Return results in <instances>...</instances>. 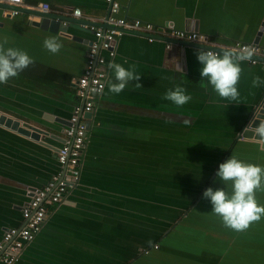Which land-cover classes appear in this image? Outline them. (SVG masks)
<instances>
[{
	"label": "crops",
	"instance_id": "1",
	"mask_svg": "<svg viewBox=\"0 0 264 264\" xmlns=\"http://www.w3.org/2000/svg\"><path fill=\"white\" fill-rule=\"evenodd\" d=\"M115 1L120 6L117 18L148 22L158 30L179 26L178 30L206 36L211 43L175 42L167 50L163 36L152 43L143 35L117 40L116 56L109 62L125 68L135 65L140 79L130 82L120 94H113L107 81L114 80V74L108 69L105 89L86 120L87 141L79 180L69 187L62 203L48 211L40 234L15 264H83L88 259L80 257L88 256L94 257L90 260L93 264L114 262L103 260L101 252L109 246L113 255L125 254L119 253V238L136 241L138 248L133 253L142 254L139 246L147 236L149 218L164 226L155 236L158 241L146 250L158 245L160 252L167 231L196 207L190 210L213 180H219L216 172L224 159L235 156L264 166L259 142L237 140L264 100V86L252 87L253 76L264 79V61L241 63L240 96L231 101L220 98L206 80H201V65L194 54L200 48L218 51L223 45L254 43L264 23V0ZM23 3L33 7L47 4L52 12L35 10L71 23L66 22L65 27L50 24L47 29L32 27L24 22L22 12L7 17L6 7L0 3V42L7 39L5 48L24 50L35 60L17 77L0 84V113L25 128L34 126L49 132L42 138L46 145H40L0 126V240L7 228L22 226V207L31 191L46 185L59 171L56 154L64 142L63 131L73 106L79 103L75 80L83 72L93 40L91 31L82 25H93L110 13L105 0ZM73 9H80L82 17L72 16ZM27 20L40 22L41 18L29 15ZM170 23L174 26L169 27ZM48 37H56L63 44L58 53L44 48L43 40ZM258 39L264 49V30ZM137 82L141 88L135 87ZM176 85L192 97L184 106L161 99ZM45 115L62 122L56 124ZM163 178L175 181L170 196L195 200L188 211L176 212L173 219L175 214L169 213L165 221L159 220L158 214H147L145 201L147 182H162ZM225 189L230 191L228 185ZM256 199L264 205V191H257ZM195 216L204 228L194 233L190 247H186L190 244L186 239L168 240L166 252L152 257L165 260L164 264H183L172 259L177 255L175 247L181 245L180 256L194 264H264V217L237 232L225 227L209 207H201ZM133 253L125 260L128 264L135 260Z\"/></svg>",
	"mask_w": 264,
	"mask_h": 264
},
{
	"label": "built area",
	"instance_id": "2",
	"mask_svg": "<svg viewBox=\"0 0 264 264\" xmlns=\"http://www.w3.org/2000/svg\"><path fill=\"white\" fill-rule=\"evenodd\" d=\"M110 7V13L106 18L95 24L83 23L93 35V40L86 54V62L82 74L75 80V94L79 101L73 106L69 126L64 131V142L58 149L56 160L59 171L56 172L46 185L31 191L29 201L22 207V226L7 228L0 240V264H15L24 250L33 243L41 232L48 211L62 203L69 187L75 186L79 180L87 141V124L83 115L92 113L97 98L103 93L108 76V64L116 56L115 44L124 36H146L149 43L156 40V36H163L170 40L166 49H172L171 41H188L196 44H209V38L197 33L174 28L158 30L151 23L137 19L117 18L120 10L115 0H105ZM11 8L6 14L17 16L21 8L38 9L41 12H52L49 5L39 4L37 7L25 6L23 0H0ZM65 15H67L65 13ZM70 15V14H69ZM71 15L81 18V10L73 9ZM67 25L66 22L62 23ZM250 46L255 54L251 64L264 61V49L257 44L234 43L230 46H219L221 51L240 49ZM218 47V46H217ZM220 54L219 50H208ZM104 53V54H102ZM156 246V245H155ZM154 246V247H155ZM143 250L142 253H147Z\"/></svg>",
	"mask_w": 264,
	"mask_h": 264
},
{
	"label": "clouds",
	"instance_id": "3",
	"mask_svg": "<svg viewBox=\"0 0 264 264\" xmlns=\"http://www.w3.org/2000/svg\"><path fill=\"white\" fill-rule=\"evenodd\" d=\"M7 42V39L0 42V84H6L35 63L34 58L26 51L5 48ZM43 46L50 53L56 54L63 44L56 37H48L43 40ZM255 51L247 46L238 52L224 50L222 54H217L200 48L194 54L201 65V80H206L220 98L237 101L240 96L237 86L243 71L241 63L252 61ZM108 69L114 74V80L107 81L108 90L113 94H120L130 82L140 79V75L136 74L135 65L125 68L120 63L109 62ZM260 86H264V79L259 75L253 76L252 87ZM135 87L141 88L142 85L137 82ZM161 99L180 107L191 101L192 97L184 87L176 85L174 89L167 90ZM247 129L253 137L264 142V120L255 127L248 126ZM216 177L228 185L230 191L225 188L213 190L209 187L203 192V198L210 200L212 212L221 218L225 227L242 232L264 217V205L259 204L256 199V192L264 191V166L246 163L230 156L219 164Z\"/></svg>",
	"mask_w": 264,
	"mask_h": 264
},
{
	"label": "rangeland",
	"instance_id": "4",
	"mask_svg": "<svg viewBox=\"0 0 264 264\" xmlns=\"http://www.w3.org/2000/svg\"><path fill=\"white\" fill-rule=\"evenodd\" d=\"M162 180H163L162 182H160V180L147 182V199L145 200L147 201V214L151 213L152 216H154L153 214H158L159 218L160 217L162 218L159 220H164L165 219L164 216H167V219H169V213L170 214L174 213L175 215L171 216V219H173L176 217V212L177 214H179L180 210L187 209L186 211H188L190 208L189 206L192 205L195 202V200L186 199V198L178 199V198L170 196V194L172 193H170L169 189L171 187V184H173L175 181L172 179H166V178H163ZM152 190H153V193H152ZM181 222L178 223L177 226L174 224L175 223L174 222L173 224L175 225V227L172 224L173 229L168 231V234H171L173 238L172 243L174 242V240L186 239L188 240V243H190L186 245V247L187 246L190 247L191 246L190 241L192 240L193 234L202 229L203 223L200 219L196 218V216L192 214L188 217V219L181 221ZM147 223H148L147 236L144 235V241L139 246L140 249H142L141 251L146 250L147 247H151L154 241H156L158 238V237H155L156 234H158L157 232H160V228L164 226V224L161 226L156 220H153V219L151 220L150 218L147 221ZM164 239H166V236L164 237ZM117 242L122 247L121 249L118 248V250H120L119 253L125 252V254L120 255V254L115 253L113 255L112 251L114 249L108 246L107 250H103L101 252L102 259L103 260H115L117 262L108 261L106 263H96V264H128V262H125V260L130 259L132 257L133 251L135 252V250H137L138 248L137 242L133 240L131 241L129 240V242H126L125 240H122L120 238L117 239ZM105 243L108 245L109 244L111 245V242H109L108 240H105ZM162 247L164 248L165 246L163 245ZM181 247H182L181 245H178L175 247L177 255H173L172 259L175 261L182 262L183 264H194L192 261L188 260L187 258L180 256L181 253H183ZM162 253H163L162 251L160 252L156 251V252H152L150 255H147V256H145V254L143 255V253L141 254V252L140 254L139 252L137 254L133 253L135 260H133L130 264H164L166 263L165 260H159V258L152 257V256L159 257L160 255H162ZM80 258L88 259V261L83 264H93V262H90L91 259H94V257L92 256L91 257L90 256L80 257ZM147 261L149 263H147Z\"/></svg>",
	"mask_w": 264,
	"mask_h": 264
},
{
	"label": "water",
	"instance_id": "5",
	"mask_svg": "<svg viewBox=\"0 0 264 264\" xmlns=\"http://www.w3.org/2000/svg\"><path fill=\"white\" fill-rule=\"evenodd\" d=\"M2 5H3V7H6V10H9L11 8L10 6H8L6 4H2ZM20 12H22V14H24L23 18H24V22L25 23L31 25L32 27H36V28H40V29H47L50 24H53L55 26L62 25L63 27H65V25H63L62 23L63 22H67V23L70 22V21L67 20V18L60 17V16H55V15H53L51 13H40V12H38L35 9L34 10L21 9ZM29 15H36V16L41 18V21L40 22H30V21L27 20V17ZM6 16L7 17H11L9 14H6ZM54 23H56V24H54ZM173 26L174 25L170 23L169 27H173ZM174 28L175 29H181L179 26H174ZM263 30H264V23L262 24V27H261V29L258 32V38L262 34ZM258 38H256V41H254L253 44H257L258 45V43H259V39ZM89 44L91 45V42ZM219 51H220V53H223L221 50H219ZM85 62H86V59H85ZM91 115H92V113L85 114V115H83V118L88 120V119L91 118ZM45 116L48 117V119L50 121L53 120V122L56 123V124H60L62 122V120H60L59 118H52L49 115H45ZM261 120H264V100L255 108L254 114L249 119L246 127H244L243 130L241 131V133L237 136V140L240 139V140H244V141L259 142L261 144V149L264 150V142H262V141L258 140L257 138L253 137L252 133L250 131H248V129H247L248 126H250V127L257 126ZM0 126H2L3 128H6L8 130H11L13 132H16L17 134H19V135H21V136H23L25 138H29L30 140H32V141H34V142H36V143H38L40 145H46V144H44L42 138L49 135V132H47L46 130H43V129L39 128V127L32 126L30 128H25V127L20 125L19 121L14 120L12 118H8V117H6L5 115H3L1 113H0ZM67 126H69L68 122H67ZM223 162H225V159L223 160ZM226 186L227 185L223 184L220 180H216V181L213 180L211 182V188H213V190H216L218 188H226ZM195 205H196V207L194 209H192ZM201 207H207V208L209 207L212 210V205H211L210 200L204 199L203 198V194L194 203V205L190 208V210L191 209L192 210L189 211L190 213L187 214V216L182 221L188 219V217L191 214L192 215H196L198 210ZM217 218H220V217L217 216ZM201 238H203V237H201ZM172 239L173 238H172L171 234H168L166 239H163L161 241V244H163L165 247L163 248L162 247L163 245H161L160 248H162L163 250L160 249L159 251L166 252L165 249H167L166 246H167V243L169 242L168 240H172ZM193 239H194V236H192V241H193ZM158 249H159V246L156 245L155 247H153L150 250H148L147 253H143V255L144 254H145V256L150 255L152 252L158 251Z\"/></svg>",
	"mask_w": 264,
	"mask_h": 264
},
{
	"label": "bare ground",
	"instance_id": "6",
	"mask_svg": "<svg viewBox=\"0 0 264 264\" xmlns=\"http://www.w3.org/2000/svg\"><path fill=\"white\" fill-rule=\"evenodd\" d=\"M157 37H159V36H156V39H157ZM165 39H166L167 43L170 42V40H169L168 38L165 37ZM171 42H172V43L174 44V46H175V44H176L175 42H188V41H171ZM189 43H193V42H189ZM193 44H196V43H193ZM167 50H171V49H167Z\"/></svg>",
	"mask_w": 264,
	"mask_h": 264
},
{
	"label": "trees",
	"instance_id": "7",
	"mask_svg": "<svg viewBox=\"0 0 264 264\" xmlns=\"http://www.w3.org/2000/svg\"><path fill=\"white\" fill-rule=\"evenodd\" d=\"M189 213H190V212H189ZM189 213H188V214H189ZM174 227H175V226H174ZM171 228H172V227H171ZM172 229H173V228H172ZM168 231H169V230H168ZM168 231H167V232H168ZM39 234H40V233H39ZM39 234H38V235H39ZM193 235H194V234H193ZM194 239H195V236H194ZM157 241H158V240H157Z\"/></svg>",
	"mask_w": 264,
	"mask_h": 264
}]
</instances>
